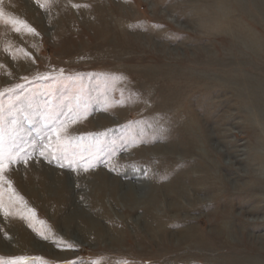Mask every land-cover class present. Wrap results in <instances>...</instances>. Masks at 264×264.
Returning a JSON list of instances; mask_svg holds the SVG:
<instances>
[{"label":"rangeland","instance_id":"rangeland-1","mask_svg":"<svg viewBox=\"0 0 264 264\" xmlns=\"http://www.w3.org/2000/svg\"><path fill=\"white\" fill-rule=\"evenodd\" d=\"M0 10V135L30 154L5 173L25 203L0 210V264H264V0ZM37 163L64 209L27 178Z\"/></svg>","mask_w":264,"mask_h":264},{"label":"snow or ice","instance_id":"snow-or-ice-1","mask_svg":"<svg viewBox=\"0 0 264 264\" xmlns=\"http://www.w3.org/2000/svg\"><path fill=\"white\" fill-rule=\"evenodd\" d=\"M38 4H40L42 7L50 3V0H36ZM87 6V5H85ZM79 7V5H77ZM3 16L2 10H0V17ZM9 23L13 24L15 27V30L17 32H20L21 30L31 32L33 34H37L35 32V29L32 28L30 25L27 24L26 21L19 20V19H10L8 21ZM24 53V55H30L28 54L25 50L21 49L19 50ZM15 58V56L13 57ZM17 87H22V85H17ZM4 93L0 92V96H2ZM3 117H0V120H2ZM12 132L14 135H17L16 133V122L12 121ZM3 129L0 127V134H2ZM60 132H57V137H60ZM58 143H61L58 139ZM61 154H63V149H60ZM23 153V155H21ZM41 155H45V152L41 150L40 152ZM29 153L25 151L23 145H17L15 141H13V144L10 145L9 147H5L3 144L2 140V135H0V210H3L4 215L7 216L10 214L9 208L12 207L16 203H25L23 201V197L20 196L15 188L12 186V182L7 179L5 173L10 169L11 165L13 163H18L21 160H23L24 163H27V158L29 157ZM64 166V165H62ZM68 166H71L69 164ZM95 165L92 163H88L84 165V170L87 171L88 168L94 167ZM7 185V189L5 190L4 185ZM5 191L7 192V198H8V205L6 206L4 203V196H5ZM41 235H43L41 233ZM47 239V237H44ZM23 259V258H19ZM11 264H16V261H12ZM94 264H100L99 261L94 262ZM125 264H128V262H125Z\"/></svg>","mask_w":264,"mask_h":264},{"label":"bare ground","instance_id":"bare-ground-1","mask_svg":"<svg viewBox=\"0 0 264 264\" xmlns=\"http://www.w3.org/2000/svg\"><path fill=\"white\" fill-rule=\"evenodd\" d=\"M98 1V0H97ZM118 4V3H117ZM62 6V5H61ZM101 6V5H100ZM116 8H118V7H116ZM120 10V9H119ZM82 14V13H81ZM82 18H83V16H82ZM107 19V18H106ZM86 20V19H85ZM91 20V19H90ZM10 30V29H9ZM61 37V36H60ZM64 38V37H63ZM1 39V38H0ZM16 39V38H15ZM69 39V38H68ZM12 40V39H11ZM10 40V41H11ZM71 40V39H70ZM6 41V40H5ZM9 40H7V42H8ZM17 41H18V38H17ZM67 41V40H66ZM65 41V42H66ZM24 42H26V41H24ZM75 43V42H74ZM27 44V43H26ZM1 45V44H0ZM2 45H3V43H2ZM3 47V46H2ZM5 47V46H4ZM0 48H1V46H0ZM6 48V47H5ZM0 52H1V50H0ZM245 84V83H244ZM145 86H147V85H145ZM176 93V92H175ZM263 93V92H262ZM251 95V94H250ZM256 97V100L259 102V101H261V98H259L257 95L255 96ZM264 119V118H263ZM186 123V122H185ZM189 128H191V126L189 127ZM148 129V128H147ZM191 130H193V128H191ZM194 131V130H193ZM181 143V142H180ZM180 143H172V144H170L169 146H167L168 148H170V150L171 151H167V149H165V148H161V147H154L153 149H154V153H156V154H160V153H163V154H168L169 152H173V153H178L179 152V146H180ZM148 150V149H147ZM144 149L142 150V151H139V152H141V153H144ZM254 154H255V156L257 155V152L256 151H254ZM258 157V159L260 158L259 156H257ZM147 160V159H146ZM153 160H147V162H149V164L151 165V164H153V162H152ZM257 161V160H256ZM166 162V161H165ZM262 164V163H261ZM31 168L30 169H25V173H26V175H27V178L29 179V181L30 182H32V184L33 185H35L36 186V188L39 190V189H41L43 192L45 191L46 192V200L45 201H47V202H53V201H55V202H57V203H59L61 206H62V208L64 209L65 207H66V205H67V200H66V189H65V186H63V185H61L60 184V180H62L61 178H58L57 180V184H51L50 183V179L48 178V176H47V172L46 173H44V169H45V167H44V165L42 166L41 164H39V163H37V164H31ZM126 168H124L123 169V172H129V171H126L125 170ZM128 175H130V174H128ZM53 176V175H52ZM104 176V175H103ZM63 177V176H62ZM179 177V176H178ZM157 181V180H156ZM155 181V182H156ZM258 181L260 182V183H263V184H261V185H263L264 186V180H262V179H258ZM155 182H153V184L155 183ZM182 182V181H181ZM54 183H55V181H54ZM117 183V182H116ZM65 184V183H64ZM107 184V183H106ZM162 184V183H161ZM122 185V184H121ZM155 185V184H154ZM106 186V185H105ZM161 186V185H160ZM175 186V185H174ZM179 186V185H178ZM112 187V186H111ZM114 187V186H113ZM123 187V186H122ZM176 187V186H175ZM44 188H45V190H44ZM119 188H120V186H119ZM105 189V188H104ZM107 189V188H106ZM113 189V188H112ZM133 189V188H132ZM168 189V188H167ZM37 190V191H38ZM82 190V189H81ZM102 190V189H101ZM114 190H115V188H114ZM72 191V190H71ZM130 191V190H129ZM159 191V190H158ZM161 191V190H160ZM112 192V191H111ZM116 192V191H115ZM128 192V191H127ZM168 192H169V190H168ZM175 192V191H174ZM71 193V192H70ZM113 193V192H112ZM117 193V192H116ZM120 193V192H119ZM126 193V192H125ZM155 193H156V191H155ZM160 193V192H159ZM121 194V193H120ZM132 194V193H131ZM142 194V193H141ZM154 194V193H153ZM164 194V193H163ZM176 194V193H175ZM90 195V194H89ZM96 195V194H95ZM103 195V194H102ZM115 195V194H114ZM128 195V194H127ZM150 195V194H149ZM165 195V194H164ZM170 195V194H169ZM176 195H178V193L176 194ZM101 196V195H100ZM124 196V195H123ZM135 196V195H134ZM155 196V195H154ZM154 196L152 197V198H154ZM175 196V195H174ZM180 196V195H179ZM88 197V196H87ZM121 197V196H120ZM120 197H119V199H120ZM128 197V196H127ZM167 197V196H166ZM181 197V196H180ZM106 198V197H105ZM126 198V197H125ZM124 198V199H125ZM156 198V197H155ZM177 198V197H176ZM89 199V198H88ZM127 199V198H126ZM135 200V198L131 195V197L129 198V200ZM128 200V201H129ZM156 200V199H155ZM129 203V202H128ZM132 203V202H131ZM134 203V202H133ZM95 204H99L98 203V201H95ZM124 204V203H123ZM135 204V203H134ZM146 204V203H145ZM148 204V203H147ZM137 205V204H136ZM138 206V205H137ZM132 207V206H131ZM193 207V206H192ZM130 208V207H129ZM137 208V207H136ZM128 209V208H127ZM126 209V210H127ZM134 209V208H133ZM132 210V209H131ZM134 211V210H133ZM130 212V211H129ZM249 213H250V211H248ZM70 216V215H69ZM70 217H72V216H70ZM86 217V216H85ZM153 217V216H152ZM72 218H74V217H72ZM70 222V221H69ZM84 223V225H85V227H86V229L87 230H85V231H87L86 233L88 234V235H91V236H94V235H96L98 232H99V230H101L102 231V228H101V226L100 225H98V223H93V222H91V221H83ZM74 223H75V221H74ZM17 224V227H21V229H20V231L22 232V234H21V238H20V240H19V243L20 244H24L25 243V240H27V235L29 234V231H27V229L23 226V224H21V223H16ZM76 227V226H75ZM71 229V228H70ZM74 229V228H73ZM82 229V228H81ZM191 230V229H190ZM105 237V236H104ZM106 238H107V236H106ZM105 238V239H106ZM107 240V239H106ZM112 241V240H111ZM20 246H22V245H20ZM19 246V247H20ZM23 248V247H22ZM36 248V247H35ZM20 249V248H19Z\"/></svg>","mask_w":264,"mask_h":264}]
</instances>
